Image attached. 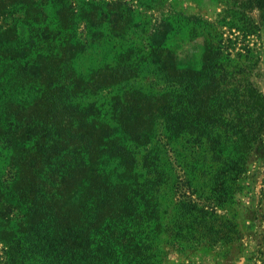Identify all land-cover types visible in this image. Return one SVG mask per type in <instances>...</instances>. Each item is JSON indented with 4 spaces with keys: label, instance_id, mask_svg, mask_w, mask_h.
Returning <instances> with one entry per match:
<instances>
[{
    "label": "trees",
    "instance_id": "obj_1",
    "mask_svg": "<svg viewBox=\"0 0 264 264\" xmlns=\"http://www.w3.org/2000/svg\"><path fill=\"white\" fill-rule=\"evenodd\" d=\"M126 1L0 0V16L19 8L32 30L52 33L19 45L16 23L0 33V142L11 166V183L0 179L5 264H162L165 235H174L171 243L189 235L239 240L237 218L217 209L230 210L251 157L264 159V94L251 78L255 62L248 53L232 58L216 37L206 42L199 66L159 44L144 54L145 64L128 50L87 75L78 72L81 23L101 39L105 29L126 38L142 26ZM220 1L238 28L257 29L247 14L253 8L264 19V0ZM140 2L150 9L164 0ZM148 68L163 89L132 84ZM112 90L110 111L89 100ZM162 134L191 193L204 202L181 198L172 210L163 203L177 168L152 155ZM132 144L148 151L142 167Z\"/></svg>",
    "mask_w": 264,
    "mask_h": 264
},
{
    "label": "rangeland",
    "instance_id": "obj_2",
    "mask_svg": "<svg viewBox=\"0 0 264 264\" xmlns=\"http://www.w3.org/2000/svg\"><path fill=\"white\" fill-rule=\"evenodd\" d=\"M126 2L136 11V21L142 26L137 27V31L126 38L109 35L110 32L105 29L106 37L101 39L89 36L84 30L85 24L81 23L78 35L85 44V48L80 52L79 60L74 62L78 72L87 75L92 67L100 64L98 62H102L105 58L110 60L112 56L126 53L128 50H133L136 62L145 64L144 54L149 52L151 46H159V44L177 52L179 61L194 62V65L199 66L206 42L217 37L215 40L220 41L221 46H224L232 58L247 53L252 56L249 58L255 62V68L251 78L264 94V19L258 8L247 12L257 25L255 31H250L232 25V22H238L237 16L235 18L225 2L220 0H164L162 5L159 4L150 9H146L140 0ZM24 17L19 8L0 16V33L16 23L18 45L29 38H34L37 43L43 42L42 39H52V33L49 30H43V26L40 27V31L32 30V26L26 23ZM54 26L52 28H55ZM50 47L52 46L36 45L34 49L47 52ZM132 84L146 91L163 89L165 86V83L156 75L150 73L149 68L138 75ZM113 91L115 90L102 91L92 95L89 100L98 102L104 111H110ZM111 123L115 125L117 122L111 119ZM158 139L162 146L157 144L152 147V155L154 152L162 154L165 156L163 159L174 166L173 172L177 168L174 174L177 175L174 177L176 181L165 189L162 196L165 206L168 210H172L178 199L186 197L204 202V199H199L196 194L191 193L186 182L187 178L179 167L177 153L173 145L168 142V137L162 134L158 136ZM132 145L136 151H139L137 158L139 167H142L145 164L144 156L148 154V151L144 146ZM3 148L0 142V179L8 184L11 183L9 179L11 166L4 154L8 155L10 151ZM114 165L116 162L110 163V166ZM237 186V190L233 193L230 210L218 208L217 212L237 218L239 240L231 243H212L205 238L195 239L189 235L188 239L171 243L174 235H165L159 239V242L165 245L162 264H264V211L260 210L263 206L264 190V159L262 157L258 155L251 157L247 171L239 179ZM204 196L207 198L208 194ZM2 229L7 230V226L0 224V231ZM169 243L171 245H168ZM6 260V247L0 240V264H5Z\"/></svg>",
    "mask_w": 264,
    "mask_h": 264
}]
</instances>
